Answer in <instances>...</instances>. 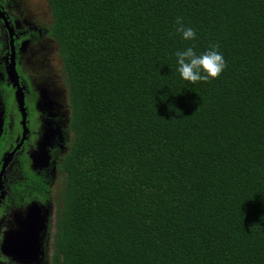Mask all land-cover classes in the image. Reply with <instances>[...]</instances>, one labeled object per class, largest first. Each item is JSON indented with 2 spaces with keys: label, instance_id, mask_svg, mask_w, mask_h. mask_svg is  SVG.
<instances>
[{
  "label": "trees",
  "instance_id": "trees-1",
  "mask_svg": "<svg viewBox=\"0 0 264 264\" xmlns=\"http://www.w3.org/2000/svg\"><path fill=\"white\" fill-rule=\"evenodd\" d=\"M48 3L73 132L53 264H264V0ZM213 44L219 78L184 80L176 52Z\"/></svg>",
  "mask_w": 264,
  "mask_h": 264
},
{
  "label": "rangeland",
  "instance_id": "rangeland-1",
  "mask_svg": "<svg viewBox=\"0 0 264 264\" xmlns=\"http://www.w3.org/2000/svg\"><path fill=\"white\" fill-rule=\"evenodd\" d=\"M5 5L18 39L21 72L31 78L32 85L27 84L24 78L31 119L29 139L4 171L0 264H51L57 212L65 183V174L59 168V163L73 138L69 128L67 74L58 43L49 33L52 12L48 0H8ZM8 54V31L0 20V134L5 117L9 115V146L5 154L20 138L17 98L7 113L6 98L3 101L1 96L5 90L4 83L14 84ZM25 165L40 174L50 186L48 197H41L32 189L19 190L17 186L25 176ZM37 215L41 227H31L30 216ZM23 233H30L32 241H23L19 247L14 246V240ZM22 239L21 236L17 240ZM4 247H7V251Z\"/></svg>",
  "mask_w": 264,
  "mask_h": 264
},
{
  "label": "flooded vegetation",
  "instance_id": "flooded-vegetation-1",
  "mask_svg": "<svg viewBox=\"0 0 264 264\" xmlns=\"http://www.w3.org/2000/svg\"><path fill=\"white\" fill-rule=\"evenodd\" d=\"M7 2H8V0H0V6L2 7V9L5 11V15H6V17L8 18V20H9V23H10V25H11V20H10V18H9V14H8V12L6 11V5H5V3L7 4ZM0 20L3 22V24H4V26L6 27V29H7V31H8V51H9V54H8V62H9V67H10V62H11V53L12 52H14V54H15V60H16V68H17V70H18V73H19V76H20V83L23 85V87H24V89H25V98H26V106H27V96H28V94H27V89L25 88V85H24V78H25V80H26V82H28L27 84H29V85H32V83H31V78H29V77H27V75L25 74H23L22 72H21V69H20V63H19V59H18V46H17V43H18V39H17V36H16V33H15V31H14V29H13V36H11V34H10V31H9V28H8V26L6 25V20L0 15ZM12 26V25H11ZM13 28V27H12ZM13 37V41H14V43L12 44V42H11V38ZM14 45V50H13V48H12V46ZM24 76V77H23ZM14 81V80H13ZM4 85V88H5V90L3 91V93H1V96H2V99H3V101H4V98H6V103H7V113L9 112V110H10V107H11V105L12 104H14V100H15V98H17L16 96H17V93H15L16 91H17V85L14 83V84H12V83H10V84H6V83H4L3 84ZM17 101H18V99H17ZM18 113H19V117H20V124H19V129H20V138H19V140H17L16 142H14L13 143V145L11 146V148H10V150L8 151V152H10L11 150H13L16 146H17V144L21 141V138H22V134H23V130H24V127H23V123H22V113H21V111H20V107H19V102H18ZM8 122H9V115H6V117H5V120H4V124L2 125V132H1V134H0V136L4 133L5 134V145H4V147H3V150H2V152H1V155H0V171H1V169H2V166H3V163H4V159H5V156L7 155V154H5V152H6V150L8 149V146H9V144H8ZM27 126H28V128H29V132H28V136H27V138L23 141V143H22V145L19 147V148H17V150L15 151V153H14V155H13V157H12V159L8 162V164H7V166L9 165V163L13 160V158L15 157V155H16V153L18 152V151H20L25 145H26V143H27V141H28V139H29V134H30V127H31V119H30V117H29V113H28V106H27ZM7 152V153H8ZM5 155V156H4ZM7 166H6V168H7ZM29 169V170H31L28 166H26L25 165V169ZM31 171H33V170H31ZM33 172H35V171H33ZM36 174H38L37 172H35ZM25 176H24V178H23V180L21 181V184L20 185H18L17 187L19 188V190H25V191H27V190H33V188L31 187V186H29L28 185V183H27V186L25 185V187L24 188H20L23 184H25L24 182L25 181H27L28 180V176H27V173L25 172V174H24ZM40 175V174H39ZM3 186H4V173H3V178H2V186H1V188H0V209H1V205H2V203H1V199H2V190H3ZM34 191V190H33ZM47 197H48V195H47ZM38 215L37 216H30V219H31V222H32V225H31V227H34L35 225L36 226H40L41 227V225L39 224V222H38ZM23 237V239H22V241H18L17 239L19 238V237ZM17 239L16 240H14V242H13V244H14V246H16V247H19L21 244H22V242L23 241H27V242H31L32 241V235L30 234V233H23V234H21L20 236H18L17 237ZM6 240H8V238L6 239ZM8 242V241H7ZM7 242H6V245H7ZM5 248V247H4ZM5 250L7 251V247L5 248ZM54 253V252H53ZM52 260H53V254H52V257H51V261H50V263L51 264H53V262H52Z\"/></svg>",
  "mask_w": 264,
  "mask_h": 264
},
{
  "label": "clouds",
  "instance_id": "clouds-1",
  "mask_svg": "<svg viewBox=\"0 0 264 264\" xmlns=\"http://www.w3.org/2000/svg\"><path fill=\"white\" fill-rule=\"evenodd\" d=\"M176 33H179L185 41L196 39V31L186 27L182 17L176 19ZM176 58L181 77L193 84L218 79L226 67V62L218 51V45L215 44L210 45L209 50L199 55L193 46H189L177 51Z\"/></svg>",
  "mask_w": 264,
  "mask_h": 264
},
{
  "label": "water",
  "instance_id": "water-1",
  "mask_svg": "<svg viewBox=\"0 0 264 264\" xmlns=\"http://www.w3.org/2000/svg\"><path fill=\"white\" fill-rule=\"evenodd\" d=\"M0 15L6 20V25L9 28L11 36H13V28L10 25L9 20L5 15V11L2 9L1 6H0ZM11 42L12 44L14 43L13 37L11 38ZM12 48L14 50V45L12 46ZM10 71H11V75L13 77L14 83L17 85L16 93H17V99L19 102L20 111L22 113V123H23L24 130H23L21 141L17 144V146L13 150L8 152L7 155L5 156L4 163L0 171V188L2 186L3 173L6 170V166L8 162L12 159L17 148H19L22 145L23 141L27 138L28 132H29V128L27 126V106H26V98H25V89L23 85L20 83V79H19L20 76L16 68V60H15L14 52L11 53Z\"/></svg>",
  "mask_w": 264,
  "mask_h": 264
}]
</instances>
